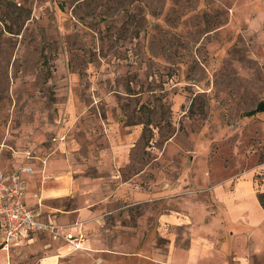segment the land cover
Returning <instances> with one entry per match:
<instances>
[{"label": "rangeland", "instance_id": "1", "mask_svg": "<svg viewBox=\"0 0 264 264\" xmlns=\"http://www.w3.org/2000/svg\"><path fill=\"white\" fill-rule=\"evenodd\" d=\"M261 101L264 0H0V168L31 165L26 201L66 232L57 218L118 170L146 202L110 204L105 242L147 229L160 246L157 215L178 207L223 236L227 264H264ZM57 240L0 243V264Z\"/></svg>", "mask_w": 264, "mask_h": 264}, {"label": "crops", "instance_id": "2", "mask_svg": "<svg viewBox=\"0 0 264 264\" xmlns=\"http://www.w3.org/2000/svg\"><path fill=\"white\" fill-rule=\"evenodd\" d=\"M118 170L110 173V175L99 174L94 178L96 184L94 188L83 190L88 194L93 191L94 199L88 197L76 206L69 210L64 215L57 218L58 222H67L70 219L75 221L71 232L74 235H80L79 246L75 247L70 243L62 240L53 241V244H48L49 248L45 254L36 260V264H227V253L223 250V236H215L208 234L203 230H198L197 219L189 217L188 220H183L178 214L181 213L180 208L176 207L167 212L160 211L157 215L159 224L162 225V232L158 235L159 240L163 243L153 242V235L145 230H136L127 233L117 232L109 240L105 242L99 237L97 230L102 229L106 223L107 215H113L114 208L109 209V205L117 201L119 197L132 188L128 186L129 181L118 183ZM31 173L25 174L26 188L23 196L24 203L34 209V201H26L27 185L31 180ZM82 181H87V177L81 176ZM67 189L74 188L73 180H66ZM127 196V195H126ZM129 204L145 203L144 199H129L125 197ZM137 200V201H134ZM148 211L144 207L138 223H144ZM42 220H56L50 216L42 217ZM118 221H114L112 227L117 228ZM183 227L185 233H175L169 230V227ZM125 230H134L133 227L123 226ZM121 227V228H123ZM66 230V229H65ZM108 230V229H104ZM75 232V233H74ZM39 233H23L17 238L16 246L23 241L34 240V235ZM48 236L45 233H40ZM2 230L0 229V240ZM49 237V236H48ZM233 238V237H232ZM233 240V239H232ZM246 241V237L234 238V246H238L240 242ZM11 246V245H10ZM34 252V248H33ZM34 257V256H33ZM34 264V259H31Z\"/></svg>", "mask_w": 264, "mask_h": 264}, {"label": "built area", "instance_id": "3", "mask_svg": "<svg viewBox=\"0 0 264 264\" xmlns=\"http://www.w3.org/2000/svg\"><path fill=\"white\" fill-rule=\"evenodd\" d=\"M31 156L26 153L25 158ZM32 167L22 164L14 169L0 168V229L2 230V248L17 244V238L23 233H45L52 240L63 238L68 243L79 246L80 235L66 232L64 226L52 221H44L39 214L28 207L23 196L26 188L25 174L30 173Z\"/></svg>", "mask_w": 264, "mask_h": 264}, {"label": "trees", "instance_id": "4", "mask_svg": "<svg viewBox=\"0 0 264 264\" xmlns=\"http://www.w3.org/2000/svg\"><path fill=\"white\" fill-rule=\"evenodd\" d=\"M254 112H264V101L258 103ZM256 196L260 206L264 209V191L259 192Z\"/></svg>", "mask_w": 264, "mask_h": 264}]
</instances>
